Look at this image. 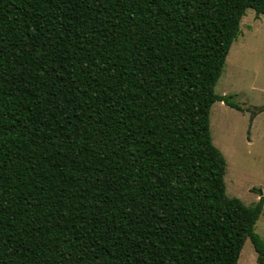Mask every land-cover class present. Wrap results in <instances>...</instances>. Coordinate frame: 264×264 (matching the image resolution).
<instances>
[{
	"label": "trees",
	"instance_id": "1",
	"mask_svg": "<svg viewBox=\"0 0 264 264\" xmlns=\"http://www.w3.org/2000/svg\"><path fill=\"white\" fill-rule=\"evenodd\" d=\"M249 8L0 0V264H264L210 119Z\"/></svg>",
	"mask_w": 264,
	"mask_h": 264
},
{
	"label": "rangeland",
	"instance_id": "2",
	"mask_svg": "<svg viewBox=\"0 0 264 264\" xmlns=\"http://www.w3.org/2000/svg\"><path fill=\"white\" fill-rule=\"evenodd\" d=\"M215 92L234 95V101L245 109L216 101L210 116L211 133L227 161V194L254 205L264 193V111L259 110L264 107V14L247 9ZM255 231L264 239V208ZM238 264H258L251 239Z\"/></svg>",
	"mask_w": 264,
	"mask_h": 264
}]
</instances>
